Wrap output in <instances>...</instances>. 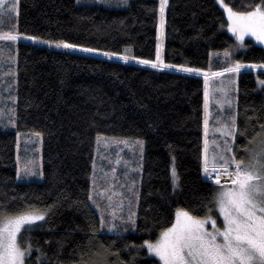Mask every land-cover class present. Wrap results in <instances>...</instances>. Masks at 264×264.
I'll list each match as a JSON object with an SVG mask.
<instances>
[{"label":"trees","instance_id":"1","mask_svg":"<svg viewBox=\"0 0 264 264\" xmlns=\"http://www.w3.org/2000/svg\"><path fill=\"white\" fill-rule=\"evenodd\" d=\"M224 1L233 9L262 2ZM110 3L19 0L16 122L20 131L42 134L44 179L17 180L16 132L0 128V205L50 209L30 234V264H92L99 259L97 252L107 264H159L146 247L130 245L154 241L174 223L178 209L204 217L206 205L218 218L212 203L216 186L203 172L204 77L138 60H155L159 47L164 63L222 71L230 60L212 52L237 47L223 9L217 0H168L161 32L159 0ZM28 36L39 40L23 38ZM60 40L80 47L57 48ZM81 47L99 51L82 52ZM103 52L119 55L109 58ZM233 54L242 64L264 63V47L251 38ZM122 55L137 60L125 62ZM237 75L235 149L237 158L247 161L243 150L264 146V88L257 86L264 70L241 69ZM99 134L145 140L135 232L100 230L89 200ZM210 136L209 121L208 140ZM173 162L178 191L172 184ZM38 250L46 253L44 261L35 260Z\"/></svg>","mask_w":264,"mask_h":264},{"label":"snow or ice","instance_id":"2","mask_svg":"<svg viewBox=\"0 0 264 264\" xmlns=\"http://www.w3.org/2000/svg\"><path fill=\"white\" fill-rule=\"evenodd\" d=\"M101 3H108L109 0H100ZM127 3V0H122ZM220 3L227 11L228 29L239 42L237 47L244 46L246 36H251L256 42L264 44V0L254 5H241L239 9H233L224 0ZM168 0H159V19L161 32L165 23V8ZM19 0H0V19L18 15ZM24 39L38 41L35 36L23 37ZM0 39L15 43L21 39V34L16 31L0 33ZM50 43L49 41H42ZM57 48L76 49L79 45L60 40L55 42ZM80 50L90 53L98 52V49L83 48ZM106 57L118 56L114 52H103ZM231 53L224 52L225 57ZM119 58L125 62L137 60L134 56L122 55ZM11 59V58H9ZM14 62V61H13ZM139 64L148 65L156 69H176L180 72L202 75L204 77V158L203 172L209 179H213L219 186L214 194L212 203L222 217L221 226L212 216V208H207L204 217L192 214L187 209H178L175 213V222L170 227H165L159 232L158 238L144 240L140 245H130L132 248H145L148 253L158 258L159 264H264V146L259 151L248 152L247 162L243 157L237 158L232 147L225 141V147L220 149L216 140L212 141L213 152L209 155L208 137V108L210 103L209 80L211 77H220L225 73L238 74L242 68L264 69L261 64H242L239 61L231 63L222 71H205L204 69L188 67L185 65H172L164 63L161 59L159 47L155 60H138ZM259 84L264 86V79ZM232 83V81H230ZM222 93L220 98L213 102L224 108L233 106V100L227 89H213L212 94ZM14 99V98H13ZM14 124V121L9 120ZM221 127L216 131L221 132L224 137H230L234 142L238 134L236 116H226L219 121ZM264 128V125L261 126ZM244 135L243 131L239 132ZM34 135L39 138L41 133ZM101 138H97L99 144ZM104 144L123 145L124 147L143 152V141L136 139H105ZM19 147V145H17ZM219 149L220 151H216ZM135 151L133 154L135 155ZM227 153V155H225ZM19 156L17 160H19ZM109 172L103 173L101 183L97 186L95 163L93 164L92 190L89 200L100 209V229L108 232H116L117 235L136 230V214L131 211V200L128 201L129 211L123 212L125 196L117 188H124L125 185L116 184L117 167L123 164L129 169V162L122 157L111 162ZM23 176H37L42 172L38 171L35 161H27L17 172V178ZM127 176V171L124 173ZM221 176L230 178V184H221ZM173 183L176 184L178 177L175 167L172 168ZM134 182H129L127 190L138 199V193L134 191ZM103 204V207H101ZM50 209L41 210L33 205L25 204L17 210H10L0 205V264H30L34 245L31 242L30 234L37 227L38 221H45ZM211 225V230L207 227ZM95 234V229H93ZM103 248V244L100 245ZM40 255L35 257L37 261H44L46 253L42 250ZM97 259L92 264H107L106 258L96 253ZM117 255L118 253H114ZM82 264H88L87 261Z\"/></svg>","mask_w":264,"mask_h":264},{"label":"rangeland","instance_id":"3","mask_svg":"<svg viewBox=\"0 0 264 264\" xmlns=\"http://www.w3.org/2000/svg\"><path fill=\"white\" fill-rule=\"evenodd\" d=\"M79 3H96V4H104L106 6H112V3H110V0L108 3H101L100 0H77ZM221 8L223 9L226 18H227V11L223 7V5L220 3V0H217ZM225 4H228L224 1ZM117 6H123L120 3H115ZM229 5V4H228ZM230 6V5H229ZM231 7V6H230ZM18 14H19V8H18ZM228 21V20H227ZM17 22H18V15L13 14L11 17H4L0 19V33L8 32V31H16L17 30ZM229 23V22H228ZM230 33L233 35V33L230 31ZM235 39L236 46L239 44V42L236 40V37L233 35ZM251 38L255 41V39L251 36H246L245 40ZM244 40V41H245ZM255 43L261 45L264 47V44H261L259 42ZM236 48L234 49H225L221 51H213L212 54L215 57H219L223 60H230L229 63H233L236 60L235 53ZM228 51L231 53L230 57H225L224 52ZM11 58V59H9ZM17 60H18V52H17V43H13L10 41H5L0 39V128H7L10 130H13L16 132V138H17V145L16 146V163H17V172L20 168L23 167V165L29 161H35L38 166V171L42 172L41 175L37 176H23L21 174V178H16L18 181L21 182H28L32 180L42 181L44 179L43 176V162H42V152H43V139L42 134L39 138H37L34 133L38 131H20L17 128V122H16V107H17ZM14 61V62H13ZM250 69V68H247ZM176 70V69H171ZM255 70H264V69H255ZM178 71V70H176ZM264 79L263 76L258 75L257 76V86L258 90H262L264 86L259 84V80ZM232 81V83H230ZM238 75L232 74V73H225L223 76L220 77H211L209 80V90H210V107L208 108V120L211 123V136L209 138V155L213 152L214 146L212 144L213 140H216V142L220 145V149H223L225 147V141L228 142V144L232 147L233 152L236 153V140L233 142L230 137H224L221 132L216 131L217 128L221 127V124L219 121H223L226 116L229 115H235L236 116V123L238 118V112H237V97H238ZM213 89H227L229 92V96L233 100V106L231 108H228V106H224V108H221L220 106L216 105L213 101L215 99L220 98L222 93H216L215 95L212 94ZM14 98V99H13ZM13 120V123H10L9 120ZM40 133V132H39ZM100 137L101 141L98 144L97 138ZM130 139V140H142L143 141V152L142 155L138 152L133 150H130L123 145L117 146V145H108L107 147L104 144L105 139ZM243 150V149H242ZM135 151V155L133 152ZM216 151H220L217 149ZM239 151V149H238ZM241 152V151H239ZM144 155H145V140L142 138H129V137H118V136H112V135H104L99 134L96 137V143H95V149H94V160L93 164L95 163V169H96V177H97V186L99 187L101 183V178L103 176V173L109 172L110 168L114 165H112V161H114L117 156L122 157L124 161L129 162V169H125L123 164L115 166L117 167V180L116 184L125 185L124 188H117L118 191H122L125 196L124 200V206H123V212L126 215L129 211V204L128 201L131 200V211L135 212L136 214V229H137V211L140 204V191H141V178L143 173V164H144ZM227 155V153H225ZM242 155L244 157H248V152L243 150ZM19 156V160H17V157ZM239 159V158H238ZM246 160V159H245ZM247 162V161H246ZM93 164H92V173H91V190H92V177H93ZM176 165L173 162L171 167V175H172V168ZM127 171V176L124 175V173ZM176 174L178 177L177 169ZM214 176L211 180L212 184L214 183ZM208 180H210L208 178ZM129 182H134V191L138 193V199L133 196L131 193L128 192L127 186ZM172 184L176 191L180 189V181L178 177V181L176 184L173 183L172 178ZM224 184H230V181ZM216 186V191L218 190L219 186L216 184H213ZM91 202V201H90ZM92 206L96 209L99 217H100V209H97V207L91 202ZM101 207H103V204H101ZM218 213V210H217ZM217 220V225L221 226L222 223V217L219 216L218 218L213 217ZM42 221H38L40 223ZM100 222V220H99ZM175 222V220H174ZM209 230H211V225L209 224L207 226ZM101 230V229H100ZM131 232H135L133 230H129ZM128 231V232H129ZM103 233L108 234H117L116 232H108L106 229L101 230ZM127 233V232H126ZM125 234V233H123ZM151 255V254H150ZM152 256V255H151ZM154 257V256H153ZM158 260L157 257H154Z\"/></svg>","mask_w":264,"mask_h":264},{"label":"water","instance_id":"4","mask_svg":"<svg viewBox=\"0 0 264 264\" xmlns=\"http://www.w3.org/2000/svg\"><path fill=\"white\" fill-rule=\"evenodd\" d=\"M82 52H83V51H82ZM84 52H85V51H84ZM242 69H244V68H242ZM211 180H212V179H210L209 181L212 182ZM213 182H214V181H213ZM224 183H226V181H221V184H224ZM213 184H215V182H214Z\"/></svg>","mask_w":264,"mask_h":264},{"label":"bare ground","instance_id":"5","mask_svg":"<svg viewBox=\"0 0 264 264\" xmlns=\"http://www.w3.org/2000/svg\"><path fill=\"white\" fill-rule=\"evenodd\" d=\"M221 181L227 179V176H221Z\"/></svg>","mask_w":264,"mask_h":264},{"label":"built area","instance_id":"6","mask_svg":"<svg viewBox=\"0 0 264 264\" xmlns=\"http://www.w3.org/2000/svg\"><path fill=\"white\" fill-rule=\"evenodd\" d=\"M227 179H228V181H230V178L229 177H227Z\"/></svg>","mask_w":264,"mask_h":264}]
</instances>
